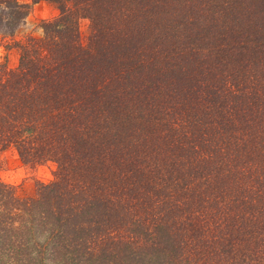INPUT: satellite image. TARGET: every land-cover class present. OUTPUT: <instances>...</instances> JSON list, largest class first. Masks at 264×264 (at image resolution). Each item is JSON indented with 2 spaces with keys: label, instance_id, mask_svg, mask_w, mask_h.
<instances>
[{
  "label": "trees",
  "instance_id": "16d2710c",
  "mask_svg": "<svg viewBox=\"0 0 264 264\" xmlns=\"http://www.w3.org/2000/svg\"><path fill=\"white\" fill-rule=\"evenodd\" d=\"M45 1L0 149L55 170L0 181V264H264V0ZM26 15L0 0V35Z\"/></svg>",
  "mask_w": 264,
  "mask_h": 264
},
{
  "label": "rangeland",
  "instance_id": "374dc122",
  "mask_svg": "<svg viewBox=\"0 0 264 264\" xmlns=\"http://www.w3.org/2000/svg\"><path fill=\"white\" fill-rule=\"evenodd\" d=\"M27 5V15L18 25L13 36L2 37L0 35V63L8 68H14L18 61V50L13 45L25 36L39 37L42 33V23L52 20L57 16L58 10L52 3L39 0H19ZM88 20L81 19L80 31L83 37L88 33ZM55 165L46 162L40 165L23 163L13 147L0 149V181L13 185L20 193L32 194L35 183L48 182L53 179Z\"/></svg>",
  "mask_w": 264,
  "mask_h": 264
}]
</instances>
